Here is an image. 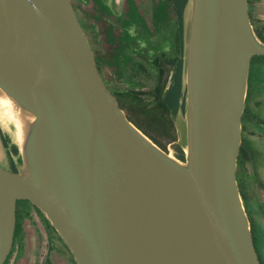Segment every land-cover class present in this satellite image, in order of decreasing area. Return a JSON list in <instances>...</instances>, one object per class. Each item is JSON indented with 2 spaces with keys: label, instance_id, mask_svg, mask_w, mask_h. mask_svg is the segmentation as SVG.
<instances>
[{
  "label": "water",
  "instance_id": "1",
  "mask_svg": "<svg viewBox=\"0 0 264 264\" xmlns=\"http://www.w3.org/2000/svg\"><path fill=\"white\" fill-rule=\"evenodd\" d=\"M186 160L138 129L96 67L70 0H0V88L24 109L17 172L0 165V264L17 202L77 264H261L237 181L254 56L249 0H191Z\"/></svg>",
  "mask_w": 264,
  "mask_h": 264
},
{
  "label": "rangeland",
  "instance_id": "2",
  "mask_svg": "<svg viewBox=\"0 0 264 264\" xmlns=\"http://www.w3.org/2000/svg\"><path fill=\"white\" fill-rule=\"evenodd\" d=\"M77 6L80 16H83L87 33L94 50L101 62L102 76L111 88L131 89L134 85L128 82L127 65L133 59L143 63L150 74L156 73L153 59L162 53L169 57L175 55V21L176 14L169 0H104L107 12L94 0H72ZM254 23L264 30V0H253L251 6ZM99 12L103 14H99ZM192 2L186 9L185 35L191 18ZM106 18L114 24L115 35L122 39L117 43L113 54H109V44L104 40V27L99 20ZM105 20V19H104ZM119 46L121 49H119ZM118 51V52H117ZM117 52V53H116ZM112 53V52H111ZM174 75L171 74L167 86L172 87ZM151 82L141 84L136 90L147 92L153 87ZM186 83V79L185 82ZM134 88V87H133ZM150 100V99H149ZM245 109L247 114L242 121V142L245 153V163L239 167L238 178L242 184L244 207L250 222L251 230L259 237V248L264 264V58L253 61L248 80V92ZM178 135V143L186 152V110H181L174 117ZM168 154L176 157L173 145H169ZM12 160L16 168H24L22 146L16 143L15 137L0 131V165L11 167ZM182 162V161H180ZM45 218L47 216L34 206H22L20 238L24 240L28 257L22 264H40L43 254L42 246L48 231ZM48 219V218H47ZM49 220V219H48ZM51 223V222H50ZM47 227V228H46ZM36 258L31 253L34 252ZM37 256H39L37 258ZM67 264L64 258L58 260Z\"/></svg>",
  "mask_w": 264,
  "mask_h": 264
},
{
  "label": "trees",
  "instance_id": "3",
  "mask_svg": "<svg viewBox=\"0 0 264 264\" xmlns=\"http://www.w3.org/2000/svg\"><path fill=\"white\" fill-rule=\"evenodd\" d=\"M76 15L78 16L79 22L86 34L91 49L95 56L96 67L101 75L105 85L107 86L110 93L117 99L120 108L125 112L127 118L140 129L148 138H150L157 146H159L165 152H168L169 145H173L176 151V157L185 162L186 154L182 145L178 143V135L174 124V117L177 116L179 111L184 110L186 106V83L185 82V46H186V20L185 13L189 6L191 0H169L171 3L175 14V55L169 57L167 53H162L159 56H155L153 59V65L156 73L154 75L150 74L148 69L143 63L137 62L131 59L127 65L128 72V82H131L134 86L131 89L122 90L121 88H111L106 84L102 76V67L97 52L94 50L93 45L89 39L87 33L86 22L83 16H80L77 6L70 0ZM93 5L99 4L103 9V13L107 12L106 5H104V0H94ZM253 0H249V13L251 18V23L255 30L257 37L264 42V30L258 28L253 19V13L251 6ZM102 12L99 14H103ZM105 19V20H104ZM99 20L104 27V40L109 44V54H113L115 51V46L117 43H121L122 39L115 35L116 28L114 24L108 23L106 18ZM117 47V46H116ZM119 49L121 47L119 46ZM122 50V49H121ZM112 52V53H111ZM118 52V51H117ZM116 52V53H117ZM264 56H254L252 63L255 59ZM174 75V82L171 88L167 86L169 82L170 75ZM140 82V85L151 82L153 87L147 92L138 91L136 87ZM150 99V100H149ZM247 114L245 109L243 115V121ZM245 163V153L243 148L238 158L237 164V181L242 196L244 204V195L242 192V184L239 182L238 173L241 164ZM10 165L12 169L10 171L17 172V168L12 160H10ZM28 204L37 208V206L31 204L27 200H18L17 202V225L15 235L18 236L20 233V224L22 219V206ZM245 205V204H244ZM46 225L49 229L54 231L55 228L52 226L50 221L45 218ZM62 239V238H61Z\"/></svg>",
  "mask_w": 264,
  "mask_h": 264
},
{
  "label": "flooded vegetation",
  "instance_id": "4",
  "mask_svg": "<svg viewBox=\"0 0 264 264\" xmlns=\"http://www.w3.org/2000/svg\"><path fill=\"white\" fill-rule=\"evenodd\" d=\"M6 169L11 170L12 167H6ZM46 230L48 231V233L44 242L45 244L42 246L43 254L41 255L42 261L40 262V264H60V262H58L60 258H64L67 264H77L71 250L66 245V242L61 239L59 233L49 228H47ZM252 234L260 262L261 264H263L259 248V237L257 236V233H255V231H252ZM36 252L31 253L35 256V258ZM37 253H39V251ZM28 256L29 254L27 253V248L24 240L20 238L19 234L18 236L15 235L11 253L5 264H22L24 262L23 259ZM38 257L39 256H37V258Z\"/></svg>",
  "mask_w": 264,
  "mask_h": 264
},
{
  "label": "clouds",
  "instance_id": "5",
  "mask_svg": "<svg viewBox=\"0 0 264 264\" xmlns=\"http://www.w3.org/2000/svg\"><path fill=\"white\" fill-rule=\"evenodd\" d=\"M24 109L3 88H0V131L10 136L20 138L24 130ZM36 117L29 115L30 123L35 122Z\"/></svg>",
  "mask_w": 264,
  "mask_h": 264
},
{
  "label": "bare ground",
  "instance_id": "6",
  "mask_svg": "<svg viewBox=\"0 0 264 264\" xmlns=\"http://www.w3.org/2000/svg\"><path fill=\"white\" fill-rule=\"evenodd\" d=\"M23 118H24V124L26 123V121H29V120H28V117H26V116H24V115H23ZM15 140H16V143L19 144L20 146L23 145V141L25 140V139H24V130H23V134H22V136H21L20 138H15ZM171 157H172V156H171Z\"/></svg>",
  "mask_w": 264,
  "mask_h": 264
}]
</instances>
